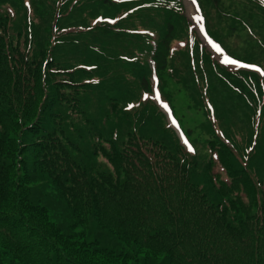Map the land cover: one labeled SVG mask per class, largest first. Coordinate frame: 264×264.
<instances>
[{
    "label": "trees",
    "instance_id": "16d2710c",
    "mask_svg": "<svg viewBox=\"0 0 264 264\" xmlns=\"http://www.w3.org/2000/svg\"><path fill=\"white\" fill-rule=\"evenodd\" d=\"M183 2L0 0V264H264V76ZM197 2L264 74V2Z\"/></svg>",
    "mask_w": 264,
    "mask_h": 264
},
{
    "label": "rangeland",
    "instance_id": "374dc122",
    "mask_svg": "<svg viewBox=\"0 0 264 264\" xmlns=\"http://www.w3.org/2000/svg\"><path fill=\"white\" fill-rule=\"evenodd\" d=\"M183 3H184L185 13H186L187 17H189L190 21L192 22V25H193L198 37L201 38V35H200L198 29L196 28V24L194 23V21H192L191 14L189 11V4L187 3V0H184ZM193 3H194V7L196 6V9L200 15L199 4H198L197 0H193ZM5 6H7V5H5ZM200 18L202 19L201 15H200ZM202 22H203V19H202ZM203 45H204V43H203ZM233 60H235V59H233ZM235 61H237V60H235ZM237 62H240V61H237ZM254 66H257V65H254ZM229 68L233 69L235 71L237 70L236 67H233V66H230ZM255 70L257 71V68ZM257 72L261 76L263 75L260 70ZM153 82H154V85L157 84L156 81H153ZM170 90L173 93V98H174L173 103L175 102L174 107H175V111H177V116H176L175 112L173 111L174 109L172 107H171L172 108L171 109L169 107V105H167L166 103H164V104H166L170 108L172 115H173L174 119L176 120L178 128L180 129L181 132H184V130L192 129L194 131V133L191 135L192 139L197 141V143H204V141L206 139V135L202 132V130L200 128V123L202 122L203 117L200 114L193 112L189 108L188 103H187V97L185 96L183 91L180 92L179 89L174 87L173 85L170 87ZM156 94H157L156 92L153 93L151 100H153V97H155ZM165 117H166L165 123L170 126L168 116L165 115ZM175 133H176V131H175ZM55 213H58V212L55 211ZM60 213L62 215L61 211H60Z\"/></svg>",
    "mask_w": 264,
    "mask_h": 264
},
{
    "label": "bare ground",
    "instance_id": "6f19581e",
    "mask_svg": "<svg viewBox=\"0 0 264 264\" xmlns=\"http://www.w3.org/2000/svg\"><path fill=\"white\" fill-rule=\"evenodd\" d=\"M187 3L189 4V11L191 14V18L194 21V23L196 24V28L198 29V31H199L203 41L205 42V44L213 52L215 58L224 65L233 66L236 68H243L244 66H242L238 63L225 62L226 58L228 61H232V60L227 56V54L216 43L212 42L210 39H208L206 37V35L204 33V29H203L202 19L200 18V15L196 9V6L194 7L193 0H187ZM213 45H215L216 47H214ZM217 47L219 48V51H217Z\"/></svg>",
    "mask_w": 264,
    "mask_h": 264
},
{
    "label": "snow or ice",
    "instance_id": "6c2138e0",
    "mask_svg": "<svg viewBox=\"0 0 264 264\" xmlns=\"http://www.w3.org/2000/svg\"><path fill=\"white\" fill-rule=\"evenodd\" d=\"M262 2H264V0H262ZM214 47H216L215 45H213ZM217 51H219V48L217 47ZM225 62H230V63H236L235 61H228L227 58L225 59ZM257 71H259V69H257ZM133 107L132 105H129V108ZM185 143H187V141H185ZM189 152L194 151V149L189 146L187 149Z\"/></svg>",
    "mask_w": 264,
    "mask_h": 264
},
{
    "label": "water",
    "instance_id": "95a60500",
    "mask_svg": "<svg viewBox=\"0 0 264 264\" xmlns=\"http://www.w3.org/2000/svg\"><path fill=\"white\" fill-rule=\"evenodd\" d=\"M167 112H168V110H167ZM169 113V112H168Z\"/></svg>",
    "mask_w": 264,
    "mask_h": 264
}]
</instances>
